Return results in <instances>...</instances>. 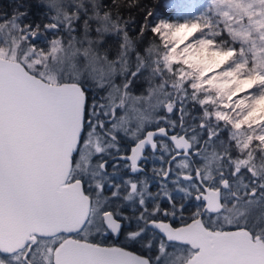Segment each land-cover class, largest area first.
Here are the masks:
<instances>
[{
    "label": "snow or ice",
    "instance_id": "6c2138e0",
    "mask_svg": "<svg viewBox=\"0 0 264 264\" xmlns=\"http://www.w3.org/2000/svg\"><path fill=\"white\" fill-rule=\"evenodd\" d=\"M0 11V264H264V0Z\"/></svg>",
    "mask_w": 264,
    "mask_h": 264
},
{
    "label": "trees",
    "instance_id": "16d2710c",
    "mask_svg": "<svg viewBox=\"0 0 264 264\" xmlns=\"http://www.w3.org/2000/svg\"><path fill=\"white\" fill-rule=\"evenodd\" d=\"M155 10L157 16L165 17L172 14L169 7L170 0H146ZM13 0H0V11H11L10 5Z\"/></svg>",
    "mask_w": 264,
    "mask_h": 264
},
{
    "label": "rangeland",
    "instance_id": "374dc122",
    "mask_svg": "<svg viewBox=\"0 0 264 264\" xmlns=\"http://www.w3.org/2000/svg\"><path fill=\"white\" fill-rule=\"evenodd\" d=\"M172 15H174V13L172 12ZM166 17V16H165Z\"/></svg>",
    "mask_w": 264,
    "mask_h": 264
}]
</instances>
